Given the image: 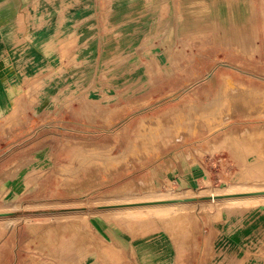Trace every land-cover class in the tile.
I'll list each match as a JSON object with an SVG mask.
<instances>
[{"label": "rangeland", "instance_id": "rangeland-1", "mask_svg": "<svg viewBox=\"0 0 264 264\" xmlns=\"http://www.w3.org/2000/svg\"><path fill=\"white\" fill-rule=\"evenodd\" d=\"M57 1L24 18L0 0V264H77L116 254L118 238L161 232L178 248L185 238L194 255L214 252L222 227L264 238L263 207L199 208L234 197H210L216 191L264 184V0L234 22L212 15L177 38L147 33L85 67L58 61L72 31ZM157 5L159 29L168 5ZM125 187L142 196L191 189V199L165 203L195 207L102 214L121 207L100 204ZM254 195L264 192L238 196ZM74 211L83 214L52 219Z\"/></svg>", "mask_w": 264, "mask_h": 264}, {"label": "crops", "instance_id": "crops-1", "mask_svg": "<svg viewBox=\"0 0 264 264\" xmlns=\"http://www.w3.org/2000/svg\"><path fill=\"white\" fill-rule=\"evenodd\" d=\"M6 1L12 2V5L18 3L20 17L34 16L36 12L34 6L37 7L38 13L42 10L40 7L43 0ZM157 1H57L60 7L57 13L60 15L61 11L68 12L69 29L72 31L67 41L69 47L57 53L59 63L68 62L77 67H85V64L95 59L101 60V56L108 53L110 49L119 53L125 51L126 44L129 46L135 39L146 37L147 33L151 38L158 30L164 28L166 37L177 38L190 30H199V26L205 22V19H209L212 15L217 16L218 22L222 20L234 22L243 15L247 16L253 6L252 0H164L168 10L164 20L160 21L158 29ZM46 2V5L55 6L49 0ZM146 3L153 6L152 12H147ZM52 13L53 11L43 12V15ZM28 28H24L22 36L29 39L27 32L30 29ZM3 44L2 42L1 45ZM34 50L37 55L41 54L37 47H34ZM47 54L48 51H44V55L47 56ZM90 55L93 56L90 57ZM1 86L2 83H0ZM0 101H2L1 95ZM222 230L223 227L218 230L216 236H213L212 245L215 250L211 254H189L188 247L183 248L186 246L185 238L182 240L181 247L178 248L171 237L161 232L133 242L132 239L118 238L120 248L116 254L86 255L85 258L77 259L76 262L77 264H264V238L241 239L235 230L229 229L228 236ZM199 245L202 246V250L205 249L202 240L199 241Z\"/></svg>", "mask_w": 264, "mask_h": 264}, {"label": "bare ground", "instance_id": "bare-ground-1", "mask_svg": "<svg viewBox=\"0 0 264 264\" xmlns=\"http://www.w3.org/2000/svg\"><path fill=\"white\" fill-rule=\"evenodd\" d=\"M1 103V101H0ZM144 120V128L145 126L151 125L150 121ZM252 138V136H251ZM193 180H195V176H191ZM210 187L203 190V192H210ZM191 189H186L182 192L180 191H173L170 195H163V194H155V195H137L134 188L125 187L120 189L117 197L114 199H108L105 201L104 204H100L102 207H109V206H121L114 209H110L111 211H106L109 209L103 210L101 213L110 216V217H130L133 219H140L147 217L149 215L155 217L167 216L170 213L177 212L180 210L187 209L190 211V208L195 207L194 203L192 202H183V203H165V202H172L176 200H186L191 199L193 196L190 195L188 191ZM226 191V190H224ZM213 192V191H212ZM217 193L210 194V197H220V196H234L224 199H212L207 205H202L199 208L202 209L204 207H215L218 206L221 209H236V208H252L256 209L258 207L264 208V195H254V196H238L242 194H253V193H260L264 192V184L248 182L238 186L237 189L234 190H227V192L223 191H216ZM129 205H138V206H129ZM2 207H0V213H4L5 211H1ZM106 211V212H104ZM83 214L78 211L74 212H65V213H56L53 214L52 219H62L66 217H75L76 215ZM123 217V218H124ZM25 220L27 218H24ZM160 219V218H159ZM19 219L10 220L12 225L16 224Z\"/></svg>", "mask_w": 264, "mask_h": 264}]
</instances>
